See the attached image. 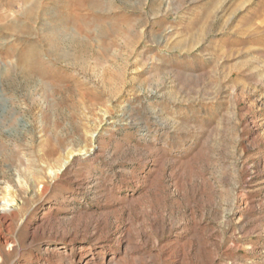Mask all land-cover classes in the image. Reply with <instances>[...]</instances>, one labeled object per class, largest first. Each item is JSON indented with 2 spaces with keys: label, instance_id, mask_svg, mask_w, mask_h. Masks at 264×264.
Listing matches in <instances>:
<instances>
[{
  "label": "rangeland",
  "instance_id": "1",
  "mask_svg": "<svg viewBox=\"0 0 264 264\" xmlns=\"http://www.w3.org/2000/svg\"><path fill=\"white\" fill-rule=\"evenodd\" d=\"M0 264H264V0H0Z\"/></svg>",
  "mask_w": 264,
  "mask_h": 264
}]
</instances>
